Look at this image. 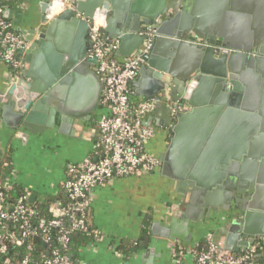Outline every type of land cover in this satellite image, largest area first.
<instances>
[{
  "label": "water",
  "instance_id": "1",
  "mask_svg": "<svg viewBox=\"0 0 264 264\" xmlns=\"http://www.w3.org/2000/svg\"><path fill=\"white\" fill-rule=\"evenodd\" d=\"M68 1V8L50 18L48 13L53 0H42L40 26L29 31L18 29L17 34L31 44L22 54L24 62L32 66L28 69V78L14 74L16 81L10 94L14 95L19 89L22 92L15 103L4 109L5 116H11L16 109L20 112L17 119L25 120L26 125L32 127L31 123L43 116L42 112H49L53 120L57 113L81 118L89 111H97L101 108L103 84L94 69L97 60L88 57V35L94 18L98 13L106 15L105 30L110 35H120L118 28H124V24L125 31L133 32L122 36L120 56L129 57L140 51L148 39L140 32L142 28H151L155 38L150 54L144 56L148 66L143 67L142 75L151 68L158 79L171 78L177 95L167 92L168 87L165 89L162 84L155 91L162 89L165 97H155V100L167 102L171 98L178 103L174 111H169L173 125L165 130L171 138L158 157L162 174L176 182L182 192L189 188L193 193L192 203L201 195L207 196L206 206L225 204L224 209L228 211L231 210L229 201L234 196L229 190L238 185L239 194L246 195V198L236 196L234 204H243L239 207L247 239L242 246L250 247L254 239L264 237V211L260 212L264 210V134L259 133L264 103L260 109L261 92L257 90L248 93L246 105L242 106L238 80L227 70L235 58L245 60L247 55L230 57L227 47L233 46L214 42L201 44L197 38L189 37L188 29L183 26L180 31L171 30L176 20L164 22V19L173 4L178 5L180 0ZM9 14L6 11L5 17ZM256 49L257 55L247 57V62L264 74V45H256ZM26 78L30 82L26 83ZM230 81L232 87H229ZM86 86L94 88L95 92L89 105ZM184 96L187 102H180ZM262 128L264 130V121ZM227 178L230 183L223 187ZM35 198L31 195L29 201Z\"/></svg>",
  "mask_w": 264,
  "mask_h": 264
},
{
  "label": "crops",
  "instance_id": "2",
  "mask_svg": "<svg viewBox=\"0 0 264 264\" xmlns=\"http://www.w3.org/2000/svg\"><path fill=\"white\" fill-rule=\"evenodd\" d=\"M3 1L7 3L5 12H10L8 19L16 33L18 29L29 31L40 26L42 0ZM169 13L168 17H171L166 21L176 20L171 30L180 31L183 26L188 29V36L195 37L199 32L201 41L198 42L201 44L210 38L212 41L209 42L233 46L227 47L230 57L247 55L245 60L235 58L227 70L238 80L242 92L241 105H246L249 92L260 90L258 106L261 109L264 103V74L257 71L256 66L251 68L247 57H255L256 45H264V0H184V3L180 0L177 9L172 7ZM124 28H118L120 35H110L106 30L105 33L119 40L121 46L122 36L133 33ZM144 31L142 28L140 35H144ZM126 57L120 56L118 51L119 60ZM31 66L24 62L21 76L27 77ZM44 66L48 67L47 60ZM145 66L148 62L144 57L139 75L132 84V100L136 105L146 101L154 103V109L144 124L156 132L146 144V151L158 158L169 137L164 124L170 109L174 111L178 103L171 98L170 103L156 102L155 97L163 99L165 96L161 93L162 89L155 90L163 84L165 89L168 87L167 92L174 93V96L177 93L173 90L171 78L158 79L151 68H147L146 74L142 75ZM13 76L14 72L8 65L0 61V186L9 184L25 189L29 197L36 196L31 203L45 197L54 198L52 209L54 205L62 204L60 198L65 194L63 184L67 180L69 166L95 157L99 136L97 120L102 109L98 107L100 109L89 111L81 118L57 113L53 120L49 112H42L43 116L28 127L25 120L17 119L20 112L16 109L11 116H5L4 109L15 103L22 92L19 89L14 95L10 94L16 81ZM28 82L30 79L26 80ZM229 87H232V81ZM85 94L89 105L88 101L93 100L95 95L94 88L86 86ZM179 101L187 102L185 96ZM48 109L51 107L48 106ZM258 112L262 117L260 110ZM23 114L27 116V113ZM263 121L259 129L262 134ZM7 160L10 168L4 171L2 162ZM92 200L90 220L98 236L81 247V264H196L188 250L211 238L220 250L227 253L237 254L248 248L242 246L247 235L243 230L241 208L234 205L236 200L230 203V211L221 207L222 204L208 207L199 198L192 203L193 193L182 192L176 182L162 174L161 168L140 176L117 178L97 188ZM146 224L149 225V244L132 256L124 257L119 247L123 242H136ZM236 249L240 251L236 252Z\"/></svg>",
  "mask_w": 264,
  "mask_h": 264
},
{
  "label": "built area",
  "instance_id": "3",
  "mask_svg": "<svg viewBox=\"0 0 264 264\" xmlns=\"http://www.w3.org/2000/svg\"><path fill=\"white\" fill-rule=\"evenodd\" d=\"M2 1L0 61L17 75L24 67L22 52L31 44L6 21ZM68 7V0H53L48 15L53 18ZM107 25L106 15L98 13L88 35L89 57L97 60L94 69L103 84L95 157L69 166L67 180L63 184L69 204L54 205L50 209L51 219L40 220L37 225L32 223L36 212L27 204L29 196L21 197L10 210L4 206V195L0 189V264H32L35 249L30 243L24 258L14 262L10 257L12 247H22L32 239H38L45 245L38 264H73L68 254L71 236L88 230L87 215L94 191L117 178L154 172L161 165L158 158L146 151V144L156 134L154 129L144 124L154 109V103L146 101L136 105L132 100V84L139 75L144 56L152 48L154 31L148 30V39L140 51L119 60L120 42L106 35ZM7 186L11 185L1 187ZM63 218L70 219V227L65 226ZM11 225L18 229L12 230ZM55 243L58 247L54 246ZM207 243V250H188L196 264H264V237L254 239L250 247L237 254L220 250L212 238Z\"/></svg>",
  "mask_w": 264,
  "mask_h": 264
},
{
  "label": "trees",
  "instance_id": "4",
  "mask_svg": "<svg viewBox=\"0 0 264 264\" xmlns=\"http://www.w3.org/2000/svg\"><path fill=\"white\" fill-rule=\"evenodd\" d=\"M2 7L5 9L7 6V3L5 1L1 2ZM6 21L11 23L10 19L6 18ZM2 162V167L5 168L4 171H8L10 168V163L8 162ZM0 179H2L0 175ZM1 191L4 195V206H6L8 209L12 210L13 207L16 205L17 201L24 196H29V192L25 189L13 185V186H7L1 187ZM56 199V198H55ZM62 201V204L64 206L69 204L68 196L65 192L64 196L60 198ZM54 198L51 197H45L43 199H40V201H36L35 203H31L29 199H27V204L32 207L35 212L36 216L33 219V224L37 225L40 220H49L51 219V213L50 208ZM64 224L67 227H70L71 221L68 218H63ZM87 227L88 230L86 232H75L71 236V240L69 243V256L73 262V264H81V247L87 245L88 243H91L95 240V238L98 236V233L96 231V228L92 226L91 220H90V211L87 215ZM10 228L14 231H16L18 228L15 225H11ZM150 238H149V225L146 224L143 233L141 237L136 242H123L121 246L119 247V251L124 255V257L128 258L132 256L135 252L140 251L141 249L145 248L149 244ZM32 244L34 247L33 252V262L32 264H38L40 261V253L45 249V245L38 239H32L25 243L22 247H12L10 251V257L13 258V261L20 260V258H24L27 253V247L28 244ZM54 246L58 247V245L55 243ZM209 244L207 241H203L200 246L197 247L200 251H204L208 249ZM17 262V261H16Z\"/></svg>",
  "mask_w": 264,
  "mask_h": 264
},
{
  "label": "flooded vegetation",
  "instance_id": "5",
  "mask_svg": "<svg viewBox=\"0 0 264 264\" xmlns=\"http://www.w3.org/2000/svg\"><path fill=\"white\" fill-rule=\"evenodd\" d=\"M177 7H178V5H174V10H176L177 9ZM168 18H170V17H166L165 19H164V21H166ZM151 29V28H150ZM148 30L149 29H146L145 28V31H144V35H146V33H148ZM154 31V30H153ZM155 33V32H154ZM147 36V35H146ZM189 37H192V36H189ZM154 38H155V36H154ZM154 38H153V40H154ZM192 38H197V41H201L200 39V35H196L195 37H192ZM207 39V42H205V44H208L209 43V41L211 40L212 41V39H210V38H206ZM88 49H89V43H88ZM185 106H187V105H183V107H185ZM173 125V123L171 122V118L170 117H168V119H166V122H165V124H164V126H165V128L166 129H169L171 126ZM169 138H171V135L169 134V137L167 138V141L169 140ZM166 145H167V143L165 144V148H166ZM164 151H165V149H164ZM164 153V152H163ZM160 160V159H159ZM159 168H161V165H160V167ZM228 183H230V180H229V178H227L226 180H225V182L223 183V187L224 186H227L228 185ZM249 186H247V188H248ZM232 189H230L229 191L234 195L233 196V198H232V200L231 201H229L230 203H232L233 201H235V197L236 196H240V197H243V198H246V195H240L239 194V190H240V187L238 186V185H235V186H232L231 187ZM189 190V188L187 189V191ZM194 192V191H193ZM205 196H203L202 197V195L199 197V200H203L204 202H205V200L207 199V196L204 198ZM224 205L225 204H223L222 206L224 207ZM242 207L243 206V204H241V205H239L238 204V207Z\"/></svg>",
  "mask_w": 264,
  "mask_h": 264
}]
</instances>
